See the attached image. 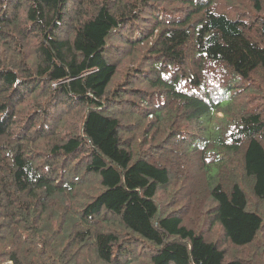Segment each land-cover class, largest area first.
<instances>
[{
	"label": "trees",
	"instance_id": "16d2710c",
	"mask_svg": "<svg viewBox=\"0 0 264 264\" xmlns=\"http://www.w3.org/2000/svg\"><path fill=\"white\" fill-rule=\"evenodd\" d=\"M0 264H264V0H0Z\"/></svg>",
	"mask_w": 264,
	"mask_h": 264
},
{
	"label": "rangeland",
	"instance_id": "374dc122",
	"mask_svg": "<svg viewBox=\"0 0 264 264\" xmlns=\"http://www.w3.org/2000/svg\"><path fill=\"white\" fill-rule=\"evenodd\" d=\"M116 59H118V58H116ZM116 102V101H115ZM119 104V103H118ZM121 106V105H120ZM137 134H142V133H138L137 132ZM150 143V144H149ZM155 144V142L154 141H152L151 140V137H149L148 138V144L147 145H141L140 147H143L142 149L140 148V151H151V152H153L154 154H156L155 156L158 158V160L160 161H163V162H165L166 164L168 163V164H170L169 163V161L171 160V159H173V157H171V155H168L166 152H165V149L163 148V146L161 147V149L160 150H157V149H159V148H156V149H152V146ZM163 152L165 153V155H163ZM192 167L193 166H191V167H189V171H187V172H189V174H187V175H190L191 174V176H187V175H185V176H187L188 178H193V175H195V169H193L192 170ZM190 168H191V170H190ZM189 179V180H190ZM197 181V180H196ZM181 189L180 190H178V192H176V194H175V197H177V199L178 198H184V197H182V195H183V193L185 194L186 192H185V190L187 191V187L186 186H184L183 185V182H181ZM189 188V187H188ZM179 203H181V201L179 202ZM183 213H184V218L186 219V220H190L191 222H192V224H194V225H197V223H198V221L196 220H194V219H192L191 217L193 216V213L191 212V211H189V207L186 209V212H185V210L183 211ZM187 216H189V217H187ZM214 231V230H213ZM212 231V232H213ZM215 234H217V230H215ZM259 242V241H258Z\"/></svg>",
	"mask_w": 264,
	"mask_h": 264
}]
</instances>
